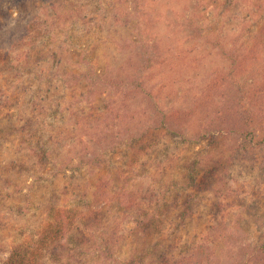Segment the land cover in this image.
Listing matches in <instances>:
<instances>
[{"label": "rangeland", "instance_id": "rangeland-1", "mask_svg": "<svg viewBox=\"0 0 264 264\" xmlns=\"http://www.w3.org/2000/svg\"><path fill=\"white\" fill-rule=\"evenodd\" d=\"M15 245L264 264V0H0V264Z\"/></svg>", "mask_w": 264, "mask_h": 264}, {"label": "trees", "instance_id": "trees-1", "mask_svg": "<svg viewBox=\"0 0 264 264\" xmlns=\"http://www.w3.org/2000/svg\"><path fill=\"white\" fill-rule=\"evenodd\" d=\"M231 111V110H230ZM235 115H239L238 112H234ZM231 121H233V128H237L239 120L237 121L233 116H230ZM251 119V117H246ZM239 130L243 134H251L248 129H243L241 124H239ZM245 126V125H243ZM248 136V135H246ZM250 137L252 135H249ZM73 218H70L68 212H58L53 217V223L45 227L44 230L39 234L38 244L39 248H45L52 242L53 239H61L67 234L70 229L71 222ZM41 251L36 249H31V247H23L22 245H15L13 249L9 251L6 258L5 264H38V258Z\"/></svg>", "mask_w": 264, "mask_h": 264}]
</instances>
